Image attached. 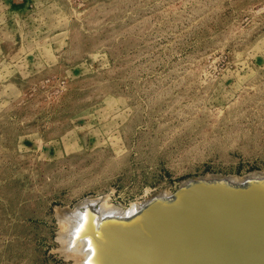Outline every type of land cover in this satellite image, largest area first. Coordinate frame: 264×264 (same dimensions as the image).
<instances>
[{
	"label": "rangeland",
	"instance_id": "rangeland-1",
	"mask_svg": "<svg viewBox=\"0 0 264 264\" xmlns=\"http://www.w3.org/2000/svg\"><path fill=\"white\" fill-rule=\"evenodd\" d=\"M255 170L264 0H0V264H99L80 202Z\"/></svg>",
	"mask_w": 264,
	"mask_h": 264
},
{
	"label": "water",
	"instance_id": "water-1",
	"mask_svg": "<svg viewBox=\"0 0 264 264\" xmlns=\"http://www.w3.org/2000/svg\"><path fill=\"white\" fill-rule=\"evenodd\" d=\"M208 175L211 178L204 179L206 174L185 178L169 199L152 194L125 221L107 218L95 225L91 209L95 202L85 206L80 202L85 223L76 237L87 234L92 239L100 264H126V243L150 238L148 222L183 216L192 202L202 205L198 242L186 250L193 259L203 253L196 264H264V172L243 174L242 182L235 184L227 181L228 175Z\"/></svg>",
	"mask_w": 264,
	"mask_h": 264
},
{
	"label": "bare ground",
	"instance_id": "bare-ground-1",
	"mask_svg": "<svg viewBox=\"0 0 264 264\" xmlns=\"http://www.w3.org/2000/svg\"><path fill=\"white\" fill-rule=\"evenodd\" d=\"M252 176H256V174L253 173ZM209 178L211 177L205 176L204 179ZM226 179L229 183L235 184L242 182L243 178L238 176H227ZM164 193L169 196V192ZM157 195L160 197L162 196L160 193ZM168 196L166 198H168ZM149 197H147L145 200L149 199ZM97 201L98 199H88L87 201H83L80 206H85L87 203L95 202L91 207V209H93ZM141 204L142 202L134 201L128 207H114V205L108 206L101 210V215H99L97 218L101 219L102 217L103 219L101 220L103 221L107 218L111 220L119 219L121 221L129 220L133 215H135L134 213ZM201 207L202 205H195L191 202V205L187 209L188 211L186 210V213L183 216L179 215L173 218H163L158 222H156L155 219H152L150 222H148L147 229L152 233L150 238H146V240L141 243L138 242V239H131L130 242L128 241L126 243V264H189L190 261H192L190 264H196V262L199 263L201 259L200 256H203V253L200 252L199 254L195 255L193 259V256H191V258L187 256L186 250L189 247L191 248L192 244L198 242L199 226H203V224L199 225L198 223V220H201L202 216ZM74 210V212L72 211L71 215H68L71 218L68 216L65 218L67 219L68 223L65 233L69 234V242H71V240L74 238L72 236L73 227L75 226L77 228L78 224L81 225L85 223L82 209L78 206V208ZM66 212L68 213V211ZM71 223L74 225L73 227ZM69 228H71V230ZM90 240L91 238L86 239L85 242H83V245H81V247L79 246V252L86 251L88 257L95 256L94 258L97 259L100 264V261L96 256V246L94 243H92L93 241L91 240V242ZM123 240L121 241L122 243ZM88 248L91 250L89 251ZM87 259V261L84 260L85 264L95 263L94 261L89 260V258ZM112 264L118 263L116 262Z\"/></svg>",
	"mask_w": 264,
	"mask_h": 264
}]
</instances>
